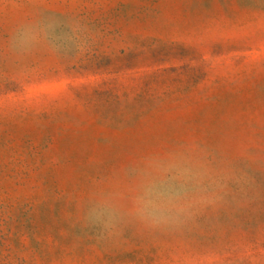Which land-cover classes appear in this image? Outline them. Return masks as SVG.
<instances>
[{
	"label": "rangeland",
	"instance_id": "374dc122",
	"mask_svg": "<svg viewBox=\"0 0 264 264\" xmlns=\"http://www.w3.org/2000/svg\"><path fill=\"white\" fill-rule=\"evenodd\" d=\"M0 264H264V0H0Z\"/></svg>",
	"mask_w": 264,
	"mask_h": 264
},
{
	"label": "clouds",
	"instance_id": "9594fccd",
	"mask_svg": "<svg viewBox=\"0 0 264 264\" xmlns=\"http://www.w3.org/2000/svg\"><path fill=\"white\" fill-rule=\"evenodd\" d=\"M180 177H177L179 179ZM168 179L166 173L159 176L160 184L150 185L142 202V210L149 213H160L173 206L177 197L163 187V182Z\"/></svg>",
	"mask_w": 264,
	"mask_h": 264
}]
</instances>
